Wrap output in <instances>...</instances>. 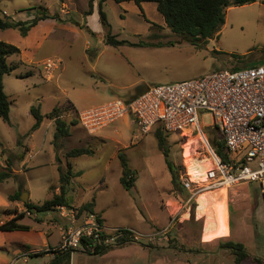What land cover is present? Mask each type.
Masks as SVG:
<instances>
[{"label":"rangeland","instance_id":"obj_1","mask_svg":"<svg viewBox=\"0 0 264 264\" xmlns=\"http://www.w3.org/2000/svg\"><path fill=\"white\" fill-rule=\"evenodd\" d=\"M88 1L0 0V14L12 21H29L44 11L48 15V19L41 23L39 20L26 34L19 27L0 28V40L20 48L19 54L8 58L17 67L3 75L4 91L11 101V122L0 118V159H7L20 170L19 175L9 179L11 185L16 183L21 193H27L30 203L40 205L50 196V190L55 189L52 185L60 172L71 169L75 175L71 187L87 202L94 198L97 208L103 210L105 224L124 222L144 232L165 231L152 240L141 238L138 241L178 248L196 245L197 249L201 235L210 242L228 234L226 238L215 239L209 248L215 249L221 241L233 240L242 242L249 252L257 253L256 246L264 247V198L257 184H240L227 192L220 188L197 199L189 198V190L179 182L175 185L171 182L155 136L160 126L141 136L132 120L129 127L119 124L118 120L106 130L130 145L124 152L135 170L136 179L134 185L125 190L119 181L118 166L111 162L109 170L105 167L113 151L112 143L99 146L93 155L68 156L67 152L73 148L91 146L79 142V132L71 137L55 138L56 122L49 124L50 118L46 116L43 123L33 129L35 118L30 107H39L40 112L46 114L63 106L70 113L68 123H71L77 121V112L84 108L115 98L128 99L147 86L196 78L216 70L262 64L264 0L227 7L218 34L200 45L182 39L165 26L161 28L163 18L154 2H144L140 6L133 1L105 0L103 10L110 26L103 27L98 16L91 17L88 26L85 20ZM12 15L14 18L10 17ZM55 23L61 28L53 27ZM93 25L98 34L92 32ZM108 35L125 42L110 45L106 43ZM154 41L162 45H150ZM136 43L143 45H134ZM51 57H60L62 62L58 69L46 73L43 63ZM70 101L75 102V107ZM202 123L212 124L209 112L204 113ZM205 130L211 138L216 136L211 128L205 127ZM164 135L169 158L180 174L187 172L182 152H189L188 145L179 142L177 133L164 132ZM31 144H34L32 152L25 154L23 146ZM199 150L204 151L201 147ZM55 153L56 160L52 157ZM7 184L2 186H9ZM68 193L69 197L76 196L73 189ZM17 201L23 202L22 199ZM70 202L79 208L84 204ZM35 214L41 219L50 216L49 222L60 219L56 207L25 216L33 219ZM26 221L39 226L40 230L45 228L43 221L32 222L28 218ZM153 223L156 229L150 228ZM58 240L57 230H54L49 243L54 245ZM38 248L43 251L45 247ZM81 255L75 254V262L71 260V264H83L88 255ZM48 262L49 255L45 253L30 256L26 262L18 260L15 264Z\"/></svg>","mask_w":264,"mask_h":264},{"label":"built area","instance_id":"obj_2","mask_svg":"<svg viewBox=\"0 0 264 264\" xmlns=\"http://www.w3.org/2000/svg\"><path fill=\"white\" fill-rule=\"evenodd\" d=\"M61 62L60 57L47 58L43 70L49 73L58 69ZM205 112L212 115L209 126L202 123ZM125 116L133 117L141 136L159 125L166 134L177 133L179 142L188 145L190 153L182 152L187 172L179 173V179L189 190V198L197 199L204 191L249 183L257 184L264 198V63L154 84L132 98L111 99L77 112L79 124L90 135ZM205 127L223 142L225 158L216 152ZM205 162L208 165L200 171ZM190 166L199 169V177L189 170ZM19 211L36 212L25 207ZM56 211L66 223L58 244L47 249L52 255L95 253L119 245L126 232L135 241L152 240L165 232L141 233L126 226H109L98 212L80 210L72 204L58 205ZM29 254L18 258L27 261Z\"/></svg>","mask_w":264,"mask_h":264},{"label":"trees","instance_id":"obj_3","mask_svg":"<svg viewBox=\"0 0 264 264\" xmlns=\"http://www.w3.org/2000/svg\"><path fill=\"white\" fill-rule=\"evenodd\" d=\"M105 0H99L97 3L99 21L103 27H109L110 23L108 22L105 11L103 10V3ZM117 3L133 1L137 5H140L141 2H154L158 12L163 18L164 25L173 33L179 35L182 39L187 40L188 42L194 45H200L206 43L208 39L213 38L218 34L221 29V26L225 21V9L230 6H241L249 3H253L257 0H114ZM92 12V0L88 1V9L85 14H91ZM48 15L45 11L41 16H35L29 21H12L0 14V28H11L19 27L23 34H26L27 31L37 24L41 19L47 18ZM89 29V27L87 26ZM90 30V29H89ZM125 40H118L115 37L108 35L106 43L110 45H118L124 43ZM137 45H142L141 43H136ZM20 53V48L12 43L0 40V118L5 122L9 123V112H10V99L4 91L3 85V75L10 73L17 67V64L9 62L8 58L12 55H17ZM65 111L63 107H55L52 111L46 114H42L39 110V107L31 106L30 113L35 118V123L33 129L37 128L43 117L54 118L57 125V132L55 133V138L58 136H68L69 129L67 123L60 119L58 116L60 113ZM76 121H74L75 123ZM78 122V119H77ZM155 136L158 141V146L164 155L165 164L170 173L171 182L175 185L177 182H180L179 172L176 168L173 161L169 158L168 147L166 142V136L164 135L163 129L160 127L156 130ZM216 152L225 158L223 151V142L218 140L217 135L211 139ZM93 149L90 147H78L73 148L67 152L68 156H80L83 154H91ZM118 158L121 165V175L119 181L125 190H129L133 185L136 179L135 170L132 169L128 163L125 153L120 150L118 152ZM11 176L9 170L0 171V181ZM73 177L71 169L67 172H60L59 175V192L53 193L51 198L44 200L40 205H34L29 202V200L23 201V205L26 209H34L38 211H46L55 208L58 205L67 204L70 205V179ZM182 185V184H181ZM183 187V186H182ZM184 188V187H183ZM20 192H15L9 195V200H20ZM94 204V199L81 205L80 210H92ZM9 209L0 210V217L4 214H10ZM25 216L24 212L15 213L9 219H5L0 224V230L10 231V230H27L29 225L20 223L19 220ZM134 239L129 236V233L126 232V236L120 238L119 245L125 243L133 242ZM221 248L229 249L234 255V263L239 264L243 259L250 256L246 246L242 242L233 241V240H224L220 242ZM101 249L96 251L93 254H103L108 249ZM49 251L36 252L32 256H38ZM253 259L257 262H261V259L253 256ZM70 261V253H58L53 255L52 259L48 264H62L64 262Z\"/></svg>","mask_w":264,"mask_h":264},{"label":"crops","instance_id":"obj_4","mask_svg":"<svg viewBox=\"0 0 264 264\" xmlns=\"http://www.w3.org/2000/svg\"><path fill=\"white\" fill-rule=\"evenodd\" d=\"M97 0H92V12L91 14L86 15L85 14V20L87 21L88 26H90V18H95L98 16L99 20V15H98V8H97ZM144 2H141L140 6H143ZM12 18V16H10ZM32 19V18H31ZM48 19V18H47ZM84 19V18H83ZM21 21V19H19ZM30 20V19H29ZM45 19H41L40 23L44 21ZM22 21H26L23 20ZM28 21V20H27ZM100 23V21H99ZM163 23V21H162ZM101 24V23H100ZM56 28H61L59 27V23H55ZM161 28H164V23L160 25ZM34 27V26H32ZM166 27V26H165ZM92 32L95 34H98L99 31L95 25L90 27ZM142 44V43H141ZM137 45V44H134ZM140 45V44H139ZM143 45V44H142ZM152 46L156 45H162V43H159L158 41H154L150 43ZM140 93V92H138ZM136 93L135 95H137ZM133 95L132 97H134ZM129 97V98H132ZM128 98V99H129ZM69 104H71L73 107H75V102L70 101ZM59 107V106H58ZM63 107V106H61ZM60 119H65V122L68 125L69 129V135L67 137H71L74 132H79L81 136V140L79 142L84 143L85 145H90L91 149H93V152L91 154H83V155H93L97 152V148L99 146H103L107 143H112L113 144V151L108 158V161L105 165L106 169L109 170L112 166L111 162H114L116 166H118L120 170V175H121V165H120V160L118 158V152L122 150L124 152L125 149H128L130 145L125 142H121L119 138H116L110 131L106 130L105 127L98 131L94 135L88 134L85 129L79 124V122H72L68 123L70 121V113L69 112H62L58 116ZM9 118H10V112H9ZM120 120L119 124H122L123 126L129 127V124L133 121L129 116H125ZM132 120V121H131ZM54 118H50L49 124H53ZM11 122V118H10ZM43 123V119L41 121V124ZM114 130L116 128L114 127ZM34 147V144H31V146L24 145L23 149L25 151V154L27 153L28 155L32 152ZM125 153V152H124ZM126 155V153H125ZM22 155H18L17 157H21ZM82 156V155H81ZM24 157V156H23ZM53 159H58L57 154H53ZM127 157V156H126ZM128 160V157H127ZM129 163V162H128ZM2 170H9L11 173V176L8 178H5L0 181V210L4 209H9L11 211L10 214H4L2 217H0V224L5 220L9 219L12 216L15 215V213H18L21 208H24V205L22 202L14 200L11 201L9 200V195L15 193V192H20L19 189L20 187L14 183L11 185V182L9 179L15 177L16 175L20 174V170L16 169L14 166H12V163L8 161L7 159H0V171ZM78 172V171H74ZM80 172V171H79ZM119 175V177H120ZM75 175L71 177L70 179V189H73L75 191L76 196H70L71 200L77 201L79 203H86L87 200H83V195L79 193V191L71 187V185L75 182ZM5 182H7L9 186L4 187L2 186ZM56 186L54 190H50V196L46 199L51 198L53 193L59 192V176L56 178V180L53 183ZM51 187V186H50ZM20 192V196H21ZM209 195V194H206ZM200 196V195H199ZM45 199V200H46ZM94 199V198H93ZM29 200V196H28ZM70 200V201H71ZM227 206V214H228V228L230 232V217H229V205L226 203ZM92 210L98 212L102 217V209L97 208V204L94 200V204L92 207ZM36 215V214H35ZM57 215V214H56ZM50 217V216H49ZM41 219L38 215H36L35 218L30 219V217L24 216L22 219L19 220L20 223L27 224L29 225V229L27 230H8V231H3L0 230V264H15L19 259L22 254L24 253H30L29 257L32 256L36 252H43L46 251L48 248L54 247L58 244V242L54 245H51L49 243V238L53 235L54 230H57L59 239H60V233H61V228L65 225L66 221L63 219H54V221L49 222L48 218ZM26 218L29 220H32V222H44V230H40L39 226L33 225L31 222L26 221ZM59 218V217H58ZM104 218V217H103ZM42 223V222H41ZM154 224V223H153ZM109 226H126L130 227L132 229H135L138 232L141 233H149V232H144L140 231L139 228L135 227L132 224L128 223H116V224H106ZM35 226V227H34ZM154 225H150L151 229H156ZM203 232V231H202ZM228 236H219L216 237L215 239L218 238H226ZM213 239L212 241H208L203 239V236L201 235L199 239V247L196 249V245L193 247H184V248H178L174 246H167L165 244H155V243H146L144 241H133L129 243H125L123 245H117L114 246L110 249H108L105 253L103 254H93L89 252H83V251H76L75 253L72 254L70 257L69 263L71 264V260L74 261V255L77 254L78 256H82L81 254H87L88 257L84 258L83 264H235L234 263V255L229 249L226 248H221L220 244L217 248L215 249H210V244L215 240ZM213 244V243H212ZM39 246L45 247L43 251L38 248ZM201 246L204 248L202 249ZM256 248L259 250L257 253H252L249 252L250 254L249 257L243 259L239 264H264V247L262 246H256ZM262 254H261V253ZM45 254V253H44ZM46 255H49V261L52 259L53 255L52 253L50 254L49 252L46 253ZM253 256H256L261 259V262H257L253 259ZM28 257V259H29ZM23 261V260H22ZM28 261V260H27ZM26 262V261H24ZM49 263V262H48Z\"/></svg>","mask_w":264,"mask_h":264},{"label":"bare ground","instance_id":"obj_5","mask_svg":"<svg viewBox=\"0 0 264 264\" xmlns=\"http://www.w3.org/2000/svg\"><path fill=\"white\" fill-rule=\"evenodd\" d=\"M206 165H208V163L207 162H205V164L202 166V170L200 169V171H203L204 169H205V167H206ZM197 168V167H196ZM189 170L191 171V172H193L196 176L195 177H199V174H200V171H199V169H195V167H193V166H190L189 167ZM221 188H225V187H221ZM217 189H220V188H217ZM217 189H215V190H217ZM226 189V188H225ZM215 190H209V191H204V192H202V193H200L199 195H202V194H209V193H212L213 191H215ZM227 190L228 189H226V192H227ZM198 195V196H199Z\"/></svg>","mask_w":264,"mask_h":264},{"label":"water","instance_id":"obj_6","mask_svg":"<svg viewBox=\"0 0 264 264\" xmlns=\"http://www.w3.org/2000/svg\"><path fill=\"white\" fill-rule=\"evenodd\" d=\"M20 198L23 200V201H26L27 200V193H22ZM71 200V199H70Z\"/></svg>","mask_w":264,"mask_h":264}]
</instances>
